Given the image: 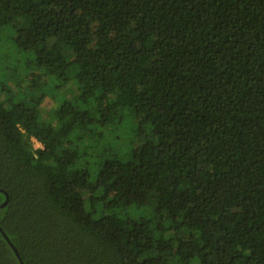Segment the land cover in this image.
Segmentation results:
<instances>
[{"label": "trees", "instance_id": "trees-1", "mask_svg": "<svg viewBox=\"0 0 264 264\" xmlns=\"http://www.w3.org/2000/svg\"><path fill=\"white\" fill-rule=\"evenodd\" d=\"M0 33V264H264V0H0Z\"/></svg>", "mask_w": 264, "mask_h": 264}, {"label": "rangeland", "instance_id": "rangeland-1", "mask_svg": "<svg viewBox=\"0 0 264 264\" xmlns=\"http://www.w3.org/2000/svg\"><path fill=\"white\" fill-rule=\"evenodd\" d=\"M6 36H7L6 33H4V35H2V34L0 35V41H1V43H6L7 42V37ZM8 45L9 44L6 45V48H8ZM11 88L14 89V90H16V88L13 87V86ZM61 92H62V96L65 97V98H67V99L71 95V90L70 89H65V90L62 89ZM57 105H58L57 102H53L49 98H46L43 101V103H42V106H44L45 109H49V108L55 107ZM32 143H33V147H39L40 146V144L37 141H35L34 139H32Z\"/></svg>", "mask_w": 264, "mask_h": 264}, {"label": "water", "instance_id": "water-1", "mask_svg": "<svg viewBox=\"0 0 264 264\" xmlns=\"http://www.w3.org/2000/svg\"><path fill=\"white\" fill-rule=\"evenodd\" d=\"M6 201H7V194L5 193V199H4V201L0 204V207H3L4 205H5V203H6ZM1 230V229H0ZM2 234H3V236L6 238V235L4 234V232H2ZM13 250H14V252L18 255V253H17V251H16V249L13 247Z\"/></svg>", "mask_w": 264, "mask_h": 264}]
</instances>
